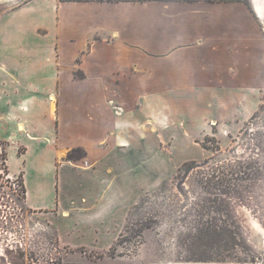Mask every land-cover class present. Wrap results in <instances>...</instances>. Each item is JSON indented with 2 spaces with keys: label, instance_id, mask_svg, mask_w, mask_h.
<instances>
[{
  "label": "crops",
  "instance_id": "0c3cea01",
  "mask_svg": "<svg viewBox=\"0 0 264 264\" xmlns=\"http://www.w3.org/2000/svg\"><path fill=\"white\" fill-rule=\"evenodd\" d=\"M0 3V141L34 156L16 174L8 159L9 176L52 224L66 212L69 229L104 238L97 228L121 223L148 187L207 156L199 140L239 131L261 107L264 32L243 2ZM163 146L196 154L165 168ZM74 149L86 156L67 161ZM141 163L152 182L123 189L119 174Z\"/></svg>",
  "mask_w": 264,
  "mask_h": 264
},
{
  "label": "rangeland",
  "instance_id": "374dc122",
  "mask_svg": "<svg viewBox=\"0 0 264 264\" xmlns=\"http://www.w3.org/2000/svg\"><path fill=\"white\" fill-rule=\"evenodd\" d=\"M248 1L255 10L254 0ZM8 9L0 3V16ZM255 17L264 32L263 19ZM198 142L194 149L207 150L205 158L178 164L115 214L121 223L97 228L106 235L94 241L93 227L68 228L66 212L52 224L27 206L23 180L7 174L5 156L10 153L16 174L26 172L24 166L32 169L33 155L13 157L14 143L0 141V264H264V92L258 113L239 131L221 137L213 130ZM168 151L163 146L158 157L165 168L177 156L196 154L183 148L171 158ZM137 169L119 174L123 189L152 182L146 163ZM76 234L78 241L68 244Z\"/></svg>",
  "mask_w": 264,
  "mask_h": 264
},
{
  "label": "trees",
  "instance_id": "16d2710c",
  "mask_svg": "<svg viewBox=\"0 0 264 264\" xmlns=\"http://www.w3.org/2000/svg\"><path fill=\"white\" fill-rule=\"evenodd\" d=\"M90 1H100L103 2L104 0H60V2H90ZM108 2H184V3H198V2H208V3H220V2H224V3H234V2H243L245 5H247V7L252 11L251 5L249 3L248 0H107ZM78 77H82V74H77ZM86 156V152L83 149H74L73 151H71L67 157V161H77L80 160L82 158H84ZM5 161L7 162L6 165V172L7 174H9V166H8V157L5 156ZM23 182V181H22ZM22 188H23V196H24V200L26 201V188H25V184L24 182L22 183ZM113 249V248H112ZM111 251L109 252V254L112 255V257H114L115 251Z\"/></svg>",
  "mask_w": 264,
  "mask_h": 264
},
{
  "label": "water",
  "instance_id": "95a60500",
  "mask_svg": "<svg viewBox=\"0 0 264 264\" xmlns=\"http://www.w3.org/2000/svg\"><path fill=\"white\" fill-rule=\"evenodd\" d=\"M262 2L264 3V0H262ZM253 4H254L255 10H253V9L252 10H253L254 14L257 15V17H260L261 19H263V21H264V11H262L263 8H262L261 4L259 3V0H254Z\"/></svg>",
  "mask_w": 264,
  "mask_h": 264
},
{
  "label": "bare ground",
  "instance_id": "6f19581e",
  "mask_svg": "<svg viewBox=\"0 0 264 264\" xmlns=\"http://www.w3.org/2000/svg\"><path fill=\"white\" fill-rule=\"evenodd\" d=\"M259 3L261 4V6H262V8H263L262 11H264V3L262 2V0H259ZM261 14H262V13H261Z\"/></svg>",
  "mask_w": 264,
  "mask_h": 264
}]
</instances>
